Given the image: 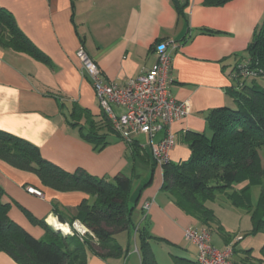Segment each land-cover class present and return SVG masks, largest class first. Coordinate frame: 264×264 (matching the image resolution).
Here are the masks:
<instances>
[{
    "label": "crops",
    "instance_id": "1",
    "mask_svg": "<svg viewBox=\"0 0 264 264\" xmlns=\"http://www.w3.org/2000/svg\"><path fill=\"white\" fill-rule=\"evenodd\" d=\"M0 6L13 13L22 31L49 57L46 63L0 47V130L34 143L44 158L64 170L83 168L108 178L123 172L132 178L133 226L116 234L122 255L90 253L87 264H142L136 226L157 237L150 242L157 245L158 250L152 248L159 264H193L197 247L187 240L185 229L207 226L162 189L163 168L154 164L147 136L133 135L131 141L121 137L101 109L76 52L83 47L105 81L124 84L156 63L157 44L181 42L172 50L170 94L189 100L192 112L152 138L156 143L170 129L176 144L169 159L181 162L191 155L192 134L208 131L212 110L232 106L227 88L235 66L249 57L248 45L264 18V0H0ZM114 110L122 113L124 108L114 105ZM92 124L99 139L85 136ZM0 185L11 202L10 218L36 238L48 234L26 211L47 223L70 222L80 202L92 199L82 191L47 187L36 173L2 159ZM28 186L41 189L44 196L28 192ZM145 203L150 206L144 208ZM262 233L253 236L258 242L237 245V264H264ZM0 264L18 263L0 251Z\"/></svg>",
    "mask_w": 264,
    "mask_h": 264
},
{
    "label": "trees",
    "instance_id": "2",
    "mask_svg": "<svg viewBox=\"0 0 264 264\" xmlns=\"http://www.w3.org/2000/svg\"><path fill=\"white\" fill-rule=\"evenodd\" d=\"M186 39L183 37L182 43ZM0 47L49 62V57L19 27L13 13L1 6ZM247 52L249 57L240 63L246 64L252 75L242 78L241 69L236 67L238 63L233 70V84L227 88L235 107L212 110L207 118L208 131L192 134L191 155L187 160H169L161 165L162 189L176 205L208 228L215 221V215L207 202L213 201L217 193L235 188L236 183L247 181L239 191L245 201L238 199L235 192L229 197L232 205L252 213L253 234H256L264 232V220L258 215L260 212L264 215V88H259L256 83L257 78L264 77V19L255 28ZM92 129L93 124L86 138L99 139ZM0 159L36 173L47 187L62 192L82 191L92 198H84L74 216L88 227L91 235L82 238L63 235L44 219L26 211L30 221L43 227L48 234L36 238L10 218L11 202L5 200V191L0 185V251L18 264H87L90 253L101 258L122 255L116 234L133 226L135 205L131 199V176L120 172L108 178L92 175L83 168L73 172L64 170L44 158L37 145L5 130H0ZM153 159L154 164H158L154 156ZM255 184L261 185L262 191L258 206L253 210L246 195ZM136 233L140 238L142 264H159L150 242L157 237L144 227L136 226ZM227 241L229 243L231 239ZM237 245L233 244L234 253Z\"/></svg>",
    "mask_w": 264,
    "mask_h": 264
},
{
    "label": "built area",
    "instance_id": "3",
    "mask_svg": "<svg viewBox=\"0 0 264 264\" xmlns=\"http://www.w3.org/2000/svg\"><path fill=\"white\" fill-rule=\"evenodd\" d=\"M177 42L166 40L157 44L156 63L124 84L105 81L98 64L86 50L82 47L76 52L82 70L93 84L101 109L113 122L121 137L131 141L133 135L145 134L152 144V153L159 165L170 160L169 152L176 144V137L167 129L166 135L158 142L153 143L152 138L175 120L192 112L189 100H178L170 94L172 50L181 44ZM236 67L241 69L242 78L252 75L246 64L240 63ZM114 105L123 107L124 111L117 113ZM27 190L38 197L44 196L43 191L34 186H28ZM149 206L150 203H145L144 208ZM62 223L70 228L68 234L71 236L82 238L92 234L79 219ZM184 233L187 240L197 247L193 264H236L233 260V245L226 244L221 248L213 245L208 228L197 229L189 226Z\"/></svg>",
    "mask_w": 264,
    "mask_h": 264
},
{
    "label": "rangeland",
    "instance_id": "4",
    "mask_svg": "<svg viewBox=\"0 0 264 264\" xmlns=\"http://www.w3.org/2000/svg\"><path fill=\"white\" fill-rule=\"evenodd\" d=\"M249 82H251V80ZM256 83L259 88H264V77L257 78ZM231 107H235L234 99ZM262 156L264 162V151H262ZM129 167L130 166L126 168L127 171H129ZM246 183L247 181L236 183L235 188L229 189L224 193H217L216 198L213 201L207 202V206L213 211L215 215V221H213L208 226L211 234V243L218 247L222 246L225 241L229 239H231V241L228 244L232 245L235 243H237L238 245H245L246 243H249L251 241L258 242L260 240L256 238L257 235L256 237H253L255 235L253 234L254 221L252 218V213L243 207H236L232 205L231 198L229 197L231 193L235 192L237 193L235 196L238 199H244L245 201V198H242L239 195V191L241 187ZM261 191L262 186L255 184L250 187L249 195H246L247 201L252 206L253 210H255L258 206ZM258 215L264 220V215L261 214V212ZM58 231L63 235H69L64 234L61 230ZM262 234H264V232ZM260 235L261 233L259 234V236ZM152 247H155V250H158L157 245H155L154 243ZM170 254L171 252H168L167 248L164 247L163 255L167 260H170L168 257V255ZM234 259L235 258H233V260Z\"/></svg>",
    "mask_w": 264,
    "mask_h": 264
},
{
    "label": "bare ground",
    "instance_id": "5",
    "mask_svg": "<svg viewBox=\"0 0 264 264\" xmlns=\"http://www.w3.org/2000/svg\"><path fill=\"white\" fill-rule=\"evenodd\" d=\"M53 224H51V225H53L54 227L60 229L64 234H68L71 231L70 228L66 224H63L62 222L57 221V219H53Z\"/></svg>",
    "mask_w": 264,
    "mask_h": 264
},
{
    "label": "water",
    "instance_id": "6",
    "mask_svg": "<svg viewBox=\"0 0 264 264\" xmlns=\"http://www.w3.org/2000/svg\"><path fill=\"white\" fill-rule=\"evenodd\" d=\"M48 224L51 225L49 222H48ZM52 227H53L55 230H57V231L60 230V229H58V228H56V227H54V226H52Z\"/></svg>",
    "mask_w": 264,
    "mask_h": 264
}]
</instances>
